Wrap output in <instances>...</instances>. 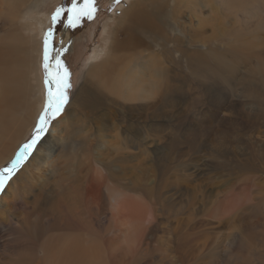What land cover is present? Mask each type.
<instances>
[{
	"label": "rangeland",
	"instance_id": "374dc122",
	"mask_svg": "<svg viewBox=\"0 0 264 264\" xmlns=\"http://www.w3.org/2000/svg\"><path fill=\"white\" fill-rule=\"evenodd\" d=\"M7 1L0 0V49L6 54L7 42L10 45L16 36L31 40V47L32 42L37 45L36 40L40 41L43 96L38 88L41 108L35 107L37 112L30 119L34 120L33 124L27 133L24 130L14 150L6 151L4 145L0 146V169L7 167L35 134L48 90H56L58 68L60 75L67 72L71 87L62 112L50 118L31 153L0 190V264H41L45 233L71 231V228L81 236L88 233L95 242L97 238L112 241L116 248L106 253V257L117 255L121 250L119 246L129 243L128 235L124 242L127 233H119L110 220L111 209L103 206L99 177L100 182L95 186L85 182V174L99 175V163L111 173L114 185L124 190L117 202L118 216L131 218L145 229L143 234H135L132 238L135 241L128 244L134 250L128 264H264V164L260 159L264 156V112L261 102L244 97L240 86L234 90L229 81H218L215 75L194 76L185 57L180 55L174 61L170 55L172 60L164 56L158 64L168 69L169 92L153 93L148 100L137 89L144 84L131 83L135 95L132 94L131 99L110 94L112 99L107 97L108 100L82 111L86 115H80L73 99L82 84L94 78L85 75L88 58L94 49L107 46L105 24L111 28L119 21L122 8L132 0L122 3L95 0L92 18L81 16L74 24H69L71 14L67 11L73 0H24L12 10L6 6ZM233 1L204 2L201 13L195 15L197 19L192 18L198 36L191 48L227 49L232 43L229 59L236 61L238 77H241L247 70L264 63V9L256 20L254 12L232 7ZM76 3L79 6L84 0H76ZM60 6L64 11L53 22L52 15ZM242 17L247 22L246 28L239 26ZM41 21L43 26H39ZM67 24L68 38L63 35ZM49 29V68L46 71L44 36ZM229 31L233 36L239 35L241 41L244 40L242 45L253 52L244 62L232 51L238 48L245 52L241 44L224 42L228 37L233 38ZM159 48L152 47V50L156 52ZM77 113L80 118L83 116L84 125L70 127L71 122L77 123V119H71ZM59 123L69 130L67 138L58 133ZM129 132L136 135L140 143H131L126 148L125 140L130 142L131 139ZM48 143L54 144L51 159L42 165L37 148ZM84 150H89L91 155L88 154L91 164L87 166ZM86 188L95 201L86 203L83 197L79 201L82 207L77 209L82 210V214L69 219L64 212L62 216L66 218L58 215L54 221L48 216L35 215ZM244 190L250 193L251 202L242 208L244 211L228 214V203L239 198ZM251 204L254 206L250 208ZM216 206L218 215L213 216Z\"/></svg>",
	"mask_w": 264,
	"mask_h": 264
},
{
	"label": "bare ground",
	"instance_id": "6f19581e",
	"mask_svg": "<svg viewBox=\"0 0 264 264\" xmlns=\"http://www.w3.org/2000/svg\"><path fill=\"white\" fill-rule=\"evenodd\" d=\"M23 1L8 0L6 6L12 10ZM205 1L209 0H132L127 7L122 8L120 20L115 21L111 28L108 23L103 28L106 33V38L104 39L105 42L107 41V46L100 45L101 47L94 49L88 58L89 68L85 75H90L94 78L91 81H85L82 84L84 86L76 93L73 99V103L80 115H83L84 112L82 111H86L87 108H93L96 104L108 100L107 97L112 99L109 96L110 94L122 95L131 99L132 94L135 96L132 92L131 83H134L135 86L139 83L144 84L137 89L141 91V95L145 99H148L153 93L158 95L166 94L171 90L167 75L168 69L164 66L160 68L158 64H160V58L164 56L166 59L172 60L170 55H173L174 61H177V57L180 55L185 57L191 64V73L194 76L204 78L209 75H215L218 77V81H229L234 90L237 86H240L241 94L244 97L254 102L264 103V63L253 70H247L241 77H238V69L235 67L236 61L229 59L231 47H233L232 43L227 49L210 47L206 50H194L191 48L196 43V37L198 36V32L194 30L195 20H192V18H196L197 16L195 15L201 13V8L205 6ZM231 6H240L250 12H254L253 16L257 20L264 9V0H234ZM185 14L187 15L186 18H184ZM243 17L242 21H239V26L246 28L247 22ZM41 25L43 26V21L39 23V26ZM108 26L110 28L109 32ZM67 28L68 24L63 29V35L66 38H68ZM39 30L41 31L42 28ZM229 34H231V31H229ZM35 39V36H33V40ZM228 41L241 44V48L245 51L243 53L238 48H232L235 57L241 62L253 55L250 48L242 45L244 40L241 41L240 36L236 33L233 38L228 37L224 40L225 43ZM30 42L31 40L29 39L16 36L12 39L10 45L7 42L6 54L0 49V146L4 145L3 149L6 151L14 150L19 140H21L24 130L27 133L33 124L34 120L30 121V119L37 112L35 107L41 108V98L38 96V88L43 96L40 69L41 45L40 41L36 40L37 45L32 42L33 47H31ZM158 46L160 48L154 52L152 47ZM173 52L178 56L174 55ZM143 70L144 72H142ZM261 103L260 106L264 112V105ZM80 115L77 113L76 116L73 115L71 118L72 121L74 118L77 119V123L73 124V121V123L69 124L68 121L67 124L70 127L80 126L79 124L82 123L83 117L81 116L80 118ZM65 117H67L66 113ZM87 117L89 118V116ZM99 117L102 118L100 115ZM61 125L62 123L57 125L59 127L58 133H63L64 137L67 138L69 130L66 131L65 127ZM82 125L84 124L82 123ZM99 130L97 133H100ZM127 135L131 139H129L130 142L125 140L126 148L131 143H140L137 136L132 132L127 133ZM53 145L48 143L45 147L37 148L41 155L40 162L42 165L50 161ZM84 151H86L84 164L87 166L91 164L90 154L89 150ZM1 155L2 150L0 149ZM260 159L264 164L263 155ZM250 164H252L251 161ZM97 168L100 172L99 175L88 176L85 174V182H92L90 186H95L96 183L98 184L101 181L100 187L103 190L100 189L99 192L103 206L111 209L110 220L114 223V227L119 233H127L124 242L127 241L126 236L128 235L129 243H123L119 246L121 250L117 255L106 257V253H111L113 252L112 248H116L110 240L105 241V238H103L99 241L101 238H97L95 242L88 233H82L81 236L80 232L73 231L72 228L71 231L47 232L44 235L45 238L42 239L41 264H128L133 257L134 250L128 244L135 241L132 239L135 234H143L144 232L142 231L145 229L142 230V225L131 218H126V216L120 218L118 216L117 202L119 197L123 196L124 190L114 185L111 173L101 163L97 164ZM98 177L100 181L97 179ZM82 191L81 193H79V190L74 192L76 193L75 195H71L69 198L65 197L57 203L51 204V208L42 209L35 215L39 218L48 216L54 221L58 215L63 217L64 212L69 219L71 218L70 216L82 214V210L77 211V209L79 210L82 207V203L79 201L83 197L87 200L86 203H89L88 200H92V194L87 188ZM241 193L239 198L228 203V208H226L228 214L244 211L242 208L251 202L250 193L246 190ZM92 201L95 200L93 199ZM251 206H254V204H251L250 208ZM218 211V206H216L212 215H218ZM56 212L62 213L56 214ZM66 215L63 218H66ZM39 229H37V232ZM37 235H40V233Z\"/></svg>",
	"mask_w": 264,
	"mask_h": 264
},
{
	"label": "snow or ice",
	"instance_id": "6c2138e0",
	"mask_svg": "<svg viewBox=\"0 0 264 264\" xmlns=\"http://www.w3.org/2000/svg\"><path fill=\"white\" fill-rule=\"evenodd\" d=\"M123 0H114V3H122ZM95 0H84L83 4L77 6L76 0H73V4L71 7L67 9V11L71 14L69 16V24H74L75 20H78L81 16H87L89 19L95 13ZM64 9L62 6L58 7L56 12L52 15V21L56 22L57 17L63 12ZM51 29L45 33L44 36V64L43 67L47 71L49 68V37H50ZM58 66L62 67V64L59 60H57ZM67 72L65 71L63 75H60L59 68L57 71V76L55 78L56 90L53 92L51 88H49L47 93V100L45 103L44 111L41 113L39 117V121L36 126L35 134L32 136V139L25 143L22 146L20 152L17 153L16 158L11 161V163L0 169V190H2L5 184L15 175L19 167L22 165V162L27 158V156L31 153L32 149L37 144V141L40 135L46 130V125L49 123L50 118L54 119L58 116L63 109V106L68 102L67 90L71 87L70 82L67 78ZM49 81L46 79L45 83L47 84Z\"/></svg>",
	"mask_w": 264,
	"mask_h": 264
}]
</instances>
